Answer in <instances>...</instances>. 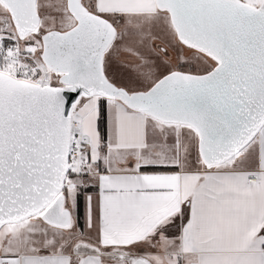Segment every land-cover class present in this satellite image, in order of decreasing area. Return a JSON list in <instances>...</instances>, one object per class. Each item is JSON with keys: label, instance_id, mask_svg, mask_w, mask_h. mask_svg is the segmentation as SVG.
<instances>
[{"label": "snow or ice", "instance_id": "snow-or-ice-1", "mask_svg": "<svg viewBox=\"0 0 264 264\" xmlns=\"http://www.w3.org/2000/svg\"><path fill=\"white\" fill-rule=\"evenodd\" d=\"M0 264H264V0H0Z\"/></svg>", "mask_w": 264, "mask_h": 264}]
</instances>
